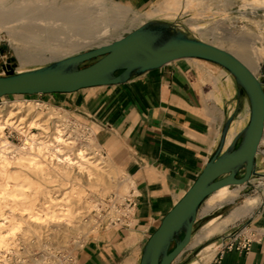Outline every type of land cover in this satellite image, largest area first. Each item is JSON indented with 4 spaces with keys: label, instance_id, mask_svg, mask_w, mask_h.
Segmentation results:
<instances>
[{
    "label": "crops",
    "instance_id": "0c3cea01",
    "mask_svg": "<svg viewBox=\"0 0 264 264\" xmlns=\"http://www.w3.org/2000/svg\"><path fill=\"white\" fill-rule=\"evenodd\" d=\"M112 1L131 12L163 1L166 11L179 9V0ZM167 23L188 33L176 22ZM39 96H48V102L86 125L136 196L128 224L90 232L74 251L75 264H140L151 235L215 155L226 122L240 106L229 73L200 60L175 61L122 85ZM243 109L229 128L225 148L247 125L241 124ZM239 222L257 232L256 242L247 254L226 252L222 264H264V202L253 216L230 226Z\"/></svg>",
    "mask_w": 264,
    "mask_h": 264
},
{
    "label": "rangeland",
    "instance_id": "374dc122",
    "mask_svg": "<svg viewBox=\"0 0 264 264\" xmlns=\"http://www.w3.org/2000/svg\"><path fill=\"white\" fill-rule=\"evenodd\" d=\"M166 4L163 1V3L152 9L142 12H131L126 7L112 0H0V15L6 18H19L20 15H29V19L31 20L25 19V21L23 20L0 27V76H3L1 75V67L7 65V61L10 58H15V64L13 66L15 73H22L45 67L55 61L109 44L146 22L161 21L166 23L176 22L187 28L188 33L192 37L216 45L229 52H236L242 47L247 49L249 53L254 51L261 57V62L255 70V75L261 81L264 88V0H179V9L174 12L166 11ZM63 8H66V10ZM67 8H73V10H68ZM40 12L41 14H39ZM149 14H152V16L148 17ZM70 15L72 18L80 17L79 19L83 20L84 24L89 26L90 31H87L89 33H87L88 35L84 30L78 32L77 29L70 25ZM39 17L57 20L55 22L57 27L52 28L55 33L50 40H47L46 34L36 26V22L32 21ZM106 26H108L106 34H93ZM12 35L17 38H21L24 35L26 37L39 38L41 44H44H42L43 48L41 45L38 47L40 49L42 48L41 51L46 50V55L34 63L22 66L19 64L20 62L15 56L12 46L9 44L10 36ZM74 45L76 47H73ZM4 46L7 47V50L3 49ZM97 60L93 59L88 61L82 67L89 66ZM48 99V96L41 97L39 95L6 96L0 99V108L18 103L39 104V112L44 116L54 110L58 116L66 118L69 130L72 131L75 138H78L79 143L89 142L97 146L93 134L87 130L86 125L77 120L75 115L67 109L48 102ZM243 108L244 111L240 115L242 126L248 124L249 121V106L247 100H245ZM20 126L24 127L25 125ZM32 134L42 137L37 130H33ZM5 135L14 147L22 146V137L19 136L16 130L6 129ZM96 153H99V156L107 161L111 168L119 171L115 164L102 153L99 147L96 148ZM257 173L259 175L254 177L251 182L253 188L247 191L246 186H242L244 188L242 193L230 203L216 206L212 211L205 213L209 198L206 200L199 211L191 243L173 264H209L214 259L222 244L221 239L226 235H232L237 232L244 226L242 224L244 222H239L236 226L232 227L229 225L230 227L227 226L216 232H211V230L214 227L222 225L233 210L244 206L248 201L254 200L256 206L244 219L253 216L264 202V136L257 155ZM240 175L242 176L243 172ZM116 180L125 185L127 191L122 193L120 189L116 187L107 188L105 184L94 186L86 183L83 179L76 181L74 179L63 180L61 178H55L48 181H37L36 184L41 189L50 190L59 200H70L74 204H77V207L83 208L93 202L94 205H97V208L90 210L89 216L83 217V222H89L90 220H93V222L91 221L78 237L67 233L68 240L66 245H58V240L61 241L62 238L55 235L56 238L53 239L52 246H48L46 252L36 247L18 248L21 253V258L15 259L11 254L5 255L6 259L9 260L6 264H38L41 260V264H54L57 262V259L54 258L57 253L68 251L73 254L87 235L97 228V225L95 226V221L97 220L96 214L106 209L107 200L113 195L123 196L130 192L132 183L121 171L116 176ZM0 182L2 181L0 180ZM78 193H82L80 197L77 196ZM39 199L40 201L38 200L37 204L40 206L42 204V198L40 197ZM81 213H85V210H81ZM51 253L52 259L50 258ZM42 256H45V258H42ZM1 264L5 263L2 262Z\"/></svg>",
    "mask_w": 264,
    "mask_h": 264
},
{
    "label": "water",
    "instance_id": "95a60500",
    "mask_svg": "<svg viewBox=\"0 0 264 264\" xmlns=\"http://www.w3.org/2000/svg\"><path fill=\"white\" fill-rule=\"evenodd\" d=\"M93 59L98 60L82 67ZM179 60H200L227 71L237 85L240 106L226 122L215 155L151 235L140 264H173L191 243L199 211L213 193L226 186H246L247 191L253 188L251 182L259 175L257 155L264 136L261 81L231 52L161 21L146 22L109 44L22 73H15V58H10L6 66L9 71L0 76V99L70 94L86 88L122 85ZM245 100L249 106L248 124L225 148L229 128Z\"/></svg>",
    "mask_w": 264,
    "mask_h": 264
},
{
    "label": "bare ground",
    "instance_id": "6f19581e",
    "mask_svg": "<svg viewBox=\"0 0 264 264\" xmlns=\"http://www.w3.org/2000/svg\"><path fill=\"white\" fill-rule=\"evenodd\" d=\"M67 9L73 10V8ZM20 16L6 18L0 15V27L29 19V15ZM79 18L71 16L70 25L78 32L84 30L87 34V31H90L89 26ZM32 21L36 22V26L46 34L47 40L53 38L55 32L52 28L57 27L55 24L57 20L39 17ZM107 27L93 34L104 35L107 33ZM30 36L24 35L21 38L10 36L9 44L22 66L44 58L47 53L46 50V52L41 51L44 43L41 44L39 38ZM39 45L42 46L41 49ZM231 53L256 74L255 70L261 62L259 55L254 51L249 53L244 47ZM6 129L18 132L23 140L21 147H14L9 142L5 135ZM33 130H37L42 137L32 134ZM96 148L98 146L89 142L79 143L78 138H75L69 130L66 118L58 116L54 110L44 116L39 112V104L18 103L0 108V180L2 181L0 182V264L9 262L5 255L11 254L15 259H20L21 253L18 248L36 247L46 252V248L52 246L55 235L62 238L61 241L58 240V245H66L67 233L78 237L88 224L93 222V220L83 222V217L89 216L90 210L97 208L93 202L83 208L77 207L72 201L59 200L50 190L41 189L37 186V181L55 178L76 181L83 179L94 186L105 184L107 188L116 187L122 193L127 191V187L116 180L119 171L111 168L108 162L96 153ZM243 189L242 186H226L219 189L207 200L205 213L212 211L216 206L230 203L242 193ZM81 194L78 193L77 196L80 197ZM40 197L42 204L39 206L37 201H40ZM255 206L256 202L250 200L244 206L236 208L222 225L214 227L211 232L235 224L249 215ZM81 210H85V213H81Z\"/></svg>",
    "mask_w": 264,
    "mask_h": 264
},
{
    "label": "built area",
    "instance_id": "2783aa9c",
    "mask_svg": "<svg viewBox=\"0 0 264 264\" xmlns=\"http://www.w3.org/2000/svg\"><path fill=\"white\" fill-rule=\"evenodd\" d=\"M6 66L7 65L1 67V75L3 76H5V74L9 71ZM136 207L137 203L134 192L130 191L127 195L123 196H111L107 200L106 209L104 211H99L98 214H96L97 220L95 221V226L97 225V228H95L126 226L130 218L133 216ZM256 239L257 232L249 224L244 225L221 244L216 257L213 260V264H222L223 256L226 252L235 251L240 254L249 253L251 246L256 242ZM50 256L52 259V253ZM42 258L44 257L42 256ZM54 258L57 259V262L54 264H75L74 253L72 254L68 251L64 253H57ZM41 262L42 260L38 264H41Z\"/></svg>",
    "mask_w": 264,
    "mask_h": 264
}]
</instances>
